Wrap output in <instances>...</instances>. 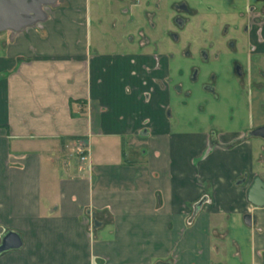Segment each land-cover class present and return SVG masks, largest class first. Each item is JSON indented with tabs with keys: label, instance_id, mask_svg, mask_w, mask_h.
Segmentation results:
<instances>
[{
	"label": "crops",
	"instance_id": "obj_1",
	"mask_svg": "<svg viewBox=\"0 0 264 264\" xmlns=\"http://www.w3.org/2000/svg\"><path fill=\"white\" fill-rule=\"evenodd\" d=\"M43 14L0 32V243H23L0 264H264V207L248 198L264 182L262 144L173 130L176 62L148 39L105 49L89 0Z\"/></svg>",
	"mask_w": 264,
	"mask_h": 264
},
{
	"label": "flooded vegetation",
	"instance_id": "obj_2",
	"mask_svg": "<svg viewBox=\"0 0 264 264\" xmlns=\"http://www.w3.org/2000/svg\"><path fill=\"white\" fill-rule=\"evenodd\" d=\"M172 8L176 17L170 37L176 44L180 42L178 31L184 30L192 17L206 14L211 16L210 19H216L223 14L237 15L238 21L232 24L215 23L212 26L214 40L204 41L202 46L194 49L195 53L191 44L185 45L180 55L170 53V61L177 64L173 65L178 70L175 78L184 80L173 84L175 78L171 77L167 84L180 95L186 81V97L192 98L195 91L196 95L202 96L197 99L200 112H206L209 106L228 107V122L232 129L210 131L213 137H216L215 133L228 132L238 137L228 146L256 141L264 150V139L251 137L254 131L264 128V0H194L192 3L178 0ZM215 40L218 44L213 43ZM176 57L184 58L180 59L182 64L178 65ZM188 61H191L190 65H187ZM193 103L180 102L185 110ZM171 112L169 108L167 115L171 116ZM212 143L223 145L219 138L213 139Z\"/></svg>",
	"mask_w": 264,
	"mask_h": 264
},
{
	"label": "rangeland",
	"instance_id": "obj_3",
	"mask_svg": "<svg viewBox=\"0 0 264 264\" xmlns=\"http://www.w3.org/2000/svg\"><path fill=\"white\" fill-rule=\"evenodd\" d=\"M132 1L133 0H126L125 3L122 4L118 0H89L93 28L91 35L94 41L97 39V37L94 36H101V45L104 46L105 49L115 50L124 47L130 49L129 40L130 38H134L135 43L132 48H135V51H139L141 47L140 43L148 39L149 46L146 47L147 50L166 55H170V53L180 55L179 53L185 48L184 46L191 44L193 47L192 52L195 53L194 49H198L202 46L204 41L211 42L214 40V28L212 29V26L215 23L221 25L227 22L232 24L238 21L237 15L234 13L218 16L216 18L217 20L215 17L213 18L214 20L210 19L211 16L206 14L192 17L185 29L178 31L180 42L176 44L170 37V32L175 29L174 19L176 17L172 5L178 0H161L159 7L157 5V0L135 1V5L131 7L130 5L134 4ZM188 1L192 3L194 0ZM125 11H128V16L133 19V22L128 24L126 29H122L120 19L124 17L127 18L126 15H122ZM100 17L103 21L101 28L97 24ZM113 18L118 19L115 29L110 26V23L114 20ZM240 22L242 23L241 20ZM213 43L218 44V41L215 40ZM176 58L178 59V65L182 64L180 59L184 58ZM190 64L191 61H188L187 65ZM171 68H173V66ZM176 74H178V70L175 75ZM172 77L175 78L173 74ZM181 80L183 81L184 79L176 77L173 79V84L181 82ZM186 85L185 81V89L184 92L180 94L181 96L175 94V91L171 89L172 98H178L179 103L194 102L193 105H190L191 107L189 109H182L179 113L176 112L174 109L175 105L172 104V114L171 116L169 115V118L173 130L179 129L181 126H183L185 130H209L218 132L232 129L228 122L229 111L226 105L224 107L222 105H217L216 107L209 106L206 112H200L197 99H201L202 96L196 95L195 91L192 98L186 97L185 90L186 87H188ZM181 122H184V125H182Z\"/></svg>",
	"mask_w": 264,
	"mask_h": 264
},
{
	"label": "water",
	"instance_id": "obj_4",
	"mask_svg": "<svg viewBox=\"0 0 264 264\" xmlns=\"http://www.w3.org/2000/svg\"><path fill=\"white\" fill-rule=\"evenodd\" d=\"M57 0H0V32H19L22 29L35 25L44 19L43 8L52 5ZM251 137L264 139V128L254 131ZM249 200L257 207H264V182L256 177L248 191ZM256 219L247 214L244 223L252 227ZM23 243L17 233L6 234L0 243V255L9 251L18 250ZM157 264H169L158 262Z\"/></svg>",
	"mask_w": 264,
	"mask_h": 264
},
{
	"label": "built area",
	"instance_id": "obj_5",
	"mask_svg": "<svg viewBox=\"0 0 264 264\" xmlns=\"http://www.w3.org/2000/svg\"><path fill=\"white\" fill-rule=\"evenodd\" d=\"M136 1H139V0H136ZM75 150H76V154L81 157V160L85 161L86 160V157H85L86 151H85L83 144L78 143Z\"/></svg>",
	"mask_w": 264,
	"mask_h": 264
}]
</instances>
